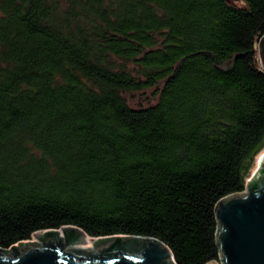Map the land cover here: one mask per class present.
<instances>
[{"label":"trees","instance_id":"trees-1","mask_svg":"<svg viewBox=\"0 0 264 264\" xmlns=\"http://www.w3.org/2000/svg\"><path fill=\"white\" fill-rule=\"evenodd\" d=\"M264 0H0V248L75 226L220 260L216 205L264 151Z\"/></svg>","mask_w":264,"mask_h":264},{"label":"water","instance_id":"water-1","mask_svg":"<svg viewBox=\"0 0 264 264\" xmlns=\"http://www.w3.org/2000/svg\"><path fill=\"white\" fill-rule=\"evenodd\" d=\"M258 46L264 67V35ZM215 209L221 264H264V151L247 190L222 199ZM33 238L0 248V264H176L170 249L152 238H89L75 226L41 231Z\"/></svg>","mask_w":264,"mask_h":264},{"label":"rangeland","instance_id":"rangeland-1","mask_svg":"<svg viewBox=\"0 0 264 264\" xmlns=\"http://www.w3.org/2000/svg\"><path fill=\"white\" fill-rule=\"evenodd\" d=\"M258 51H260V50H259V46H258ZM259 58H260V52H259ZM260 60H261V58H260ZM31 241H34V238H32ZM218 263L221 264V257H220V260L218 261Z\"/></svg>","mask_w":264,"mask_h":264}]
</instances>
